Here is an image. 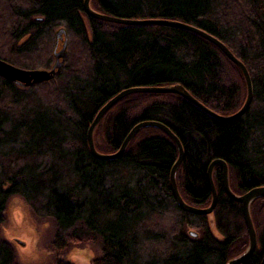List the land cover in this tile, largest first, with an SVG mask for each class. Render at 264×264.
<instances>
[{
	"label": "trees",
	"instance_id": "16d2710c",
	"mask_svg": "<svg viewBox=\"0 0 264 264\" xmlns=\"http://www.w3.org/2000/svg\"><path fill=\"white\" fill-rule=\"evenodd\" d=\"M89 6L117 19L197 28L223 43L252 83L249 108L228 122L179 95L126 96L94 129L95 150L114 154L133 127L155 121L182 147L175 181L187 205L210 206L206 174L215 160L227 165L233 194L264 187V0H90ZM58 27L78 43L80 66L67 58L50 84L29 89L0 78V226L6 201L15 195L35 215L52 220L50 248L59 256L91 244L100 249L92 264H227L245 251L241 207L223 192L219 167L212 173L214 210L193 215L173 198L169 176L178 151L164 132L140 130L112 160L93 158L86 141L101 107L136 87L178 85L213 113L232 115L246 98L239 69L192 32L92 19L83 0H0V60L33 69L36 58L50 57ZM250 217L256 248L242 264H264V199L251 204ZM15 259L0 239V264H17Z\"/></svg>",
	"mask_w": 264,
	"mask_h": 264
},
{
	"label": "water",
	"instance_id": "95a60500",
	"mask_svg": "<svg viewBox=\"0 0 264 264\" xmlns=\"http://www.w3.org/2000/svg\"><path fill=\"white\" fill-rule=\"evenodd\" d=\"M90 0H83V11L85 15L89 18L100 20L106 23H113L118 25H125V26H144V25H155V26H164V27H170V28H178L183 29L189 32H192L203 39L207 40L208 42L215 45L222 53L223 55L232 62L241 72L245 86H246V99L243 104V106L240 108V110L230 116V117H221L207 108H205L203 105H201L197 100H195L187 91H185L182 87L175 85L170 87H136L131 88L128 90H125L113 98H111L101 109L96 113L93 121L91 122V125L89 126L87 130L86 140H87V146L89 149L90 154L98 160H112L117 159L121 157V155L124 153L127 145L129 142L134 138V136L142 129L145 128H156L162 132H164L167 136H169L172 141L175 143L177 151H178V158L175 164L173 165L171 172H170V189L173 194V198L177 204V206L186 213H190L193 215H203L208 216L212 213V211L215 208V205L217 203V194L214 188L213 180H212V172L216 166L220 168L221 171V185L223 188L224 193L234 202L238 203L241 207V213L243 222L246 229L247 234V247L245 251L238 257H235L234 259L230 260L227 264H242L246 260H248L251 255L253 254L255 248H256V234L255 230L251 221L250 217V206L251 204L259 199H264V187H257L254 189L249 190L248 192L237 196L232 193L230 190V187L228 185V168L227 165L221 161V160H215L213 161L210 166L208 167L207 171V182L209 186V190L212 196L210 206L208 208L200 209V208H194L186 203L183 202L181 199L177 186L175 183V173L181 164L183 160V150L179 143V141L176 139V137L168 130L166 126L159 122L155 121H146L141 122L137 124L133 129L128 133V135L125 137L124 141L122 142L120 148L118 151L111 155H101L99 154L94 147L93 143V131L97 124L100 122L102 117L105 115L106 112L109 111L115 104H117L121 99H123L126 96L132 95V94H139V93H152V94H173V95H179L186 99L188 102L193 104L195 107L203 111L205 114L211 116L212 118L220 121V122H228L233 121L241 117L249 108L251 101H252V83L250 76L245 68V66L237 60L231 52L217 39L213 38L212 36L207 35L203 31L194 28L189 25H185L183 23H178L174 21H167V20H154V19H146V20H128V19H117L109 16H105L102 14H99L95 11H93L89 6ZM61 36L64 37L61 39ZM56 38V45L55 50L57 49V43L58 41H62V47L61 50L58 53H54L55 58V64L53 65L52 69L50 71H25L18 69L16 67H13L3 61L0 60V77L3 78L6 81H9L11 83H14L16 85L22 86V87H28L32 86L34 84H38L41 82L49 81L51 80L54 75H56L57 71H59L65 63L66 60V46H67V39H66V33L63 29H60L56 32L55 35ZM61 60V61H60ZM212 223V221H210ZM190 235L192 237L195 236V233L190 232ZM16 242L23 247L24 244L18 240Z\"/></svg>",
	"mask_w": 264,
	"mask_h": 264
},
{
	"label": "rangeland",
	"instance_id": "374dc122",
	"mask_svg": "<svg viewBox=\"0 0 264 264\" xmlns=\"http://www.w3.org/2000/svg\"><path fill=\"white\" fill-rule=\"evenodd\" d=\"M60 29L65 31L67 39L66 60L64 65H66L68 58L72 63L76 62L77 65L80 66L81 62H79V60L81 59V51L79 45L70 38V35L63 27H58L54 30V45L49 49L50 57H47L48 55H42L45 56V60L42 56L38 60L36 58L38 66L36 65L33 69H23L22 67L7 62L5 63L25 71H50L55 64L54 53H58L62 47V41H58L57 49L55 50V35ZM63 38L64 37L61 36V39ZM46 63H48V67H44ZM59 71L61 72V69ZM59 71H57L56 75ZM52 79L28 87L17 86L22 89L33 88L41 84L45 86L50 84ZM43 93L45 92H41V94ZM210 221L212 220L210 219ZM158 223L162 230L164 225L160 221H158ZM166 227H169V224H166ZM170 229H172V227ZM212 231L215 238L221 239L214 229H212ZM53 236L54 224L52 220L35 215L30 207L18 196H11L6 201L3 222L0 226V239L6 241L12 247L17 264H55L57 260H63L69 264H92L95 259L100 257V249L98 246L91 244L71 246L67 251L63 252L62 256H59L50 248ZM16 240L22 242L24 246L21 247Z\"/></svg>",
	"mask_w": 264,
	"mask_h": 264
},
{
	"label": "bare ground",
	"instance_id": "6f19581e",
	"mask_svg": "<svg viewBox=\"0 0 264 264\" xmlns=\"http://www.w3.org/2000/svg\"><path fill=\"white\" fill-rule=\"evenodd\" d=\"M207 35H208V34H207ZM209 36H210V35H209ZM199 37H200V36H199ZM201 38H202V37H201ZM213 38H214V37H213ZM222 44H223V43H222ZM55 45H56V44H55ZM223 45H224V44H223ZM224 46H225V45H224ZM229 52H230V51H229ZM231 54H232V53H231ZM232 55H233V54H232ZM233 56H234V55H233ZM234 57H235V56H234ZM235 58H236V57H235ZM236 59H237V58H236ZM237 60H238V59H237ZM231 63H232V62H231ZM242 64H243V63H242ZM240 73H241V72H240ZM241 75H242V74H241ZM148 94H149V93H148ZM245 99H246V98H245ZM251 102H252V101H251ZM200 104H201V103H200ZM201 105H202V104H201ZM203 106H204V105H203ZM204 107H205V106H204ZM205 108H206V107H205ZM208 110H209V109H208ZM210 111H211V110H210ZM211 112H212V111H211ZM237 112H238V111H237ZM237 112H236V113H237ZM236 113H234V114H236ZM105 114H106V113H105ZM234 114H232V115H234ZM232 115L225 116V117H230V116H232ZM94 117H95V116H94ZM103 117H104V116H103ZM103 117H102V118H103ZM93 119H94V118H93ZM92 121H93V120H92ZM100 121H101V120H100ZM90 125H91V123H90ZM90 125H89V126H90ZM97 125H98V124H97ZM88 128H89V127H88ZM95 128H96V127H95ZM86 141H87V140H86ZM87 147H88V146H87ZM88 150H89V149H88ZM101 155H103V154H101ZM92 157H93V156H92ZM93 158H94V157H93ZM97 160H98V159H97ZM101 161H102V160H101ZM209 166H210V165H209ZM209 166H208V167H209ZM216 167H218V166H216ZM207 171H208V169H207ZM212 173H213V172H212ZM175 175H176V173H175ZM169 178H170V176H169ZM206 178H207V174H206ZM212 180H213V179H212ZM221 182H222V181H221ZM175 183H176V181H175ZM207 183H208V182H207ZM169 185H170V183H169ZM228 185H229V177H228ZM221 186H222V185H221ZM208 187H209V186H208ZM214 188H215V186H214ZM222 190H223V188H222ZM209 191H210V190H209ZM215 191H216V189H215ZM223 192H224V191H223ZM210 194H211V193H210ZM216 194H217V193H216ZM211 199H212V196H211ZM196 237H197V234H195L194 239H196ZM243 252H244V251H243ZM243 252H242V253H243ZM242 253H241V254H242ZM241 254H239L238 256H240ZM238 256H237V257H238Z\"/></svg>",
	"mask_w": 264,
	"mask_h": 264
}]
</instances>
